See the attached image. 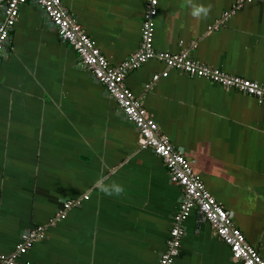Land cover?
Returning a JSON list of instances; mask_svg holds the SVG:
<instances>
[{
    "label": "crops",
    "instance_id": "obj_1",
    "mask_svg": "<svg viewBox=\"0 0 264 264\" xmlns=\"http://www.w3.org/2000/svg\"><path fill=\"white\" fill-rule=\"evenodd\" d=\"M62 1L111 65L140 47L146 0ZM238 1L159 0L154 48L189 51L264 85V0ZM201 7L210 11L195 16ZM125 84L264 258V101L157 58L131 70ZM140 141L38 4H23L0 57V255L16 253L22 234L44 225L45 236L18 261L156 264L182 190ZM68 199L77 203L58 219ZM171 264L242 262L194 209Z\"/></svg>",
    "mask_w": 264,
    "mask_h": 264
},
{
    "label": "built area",
    "instance_id": "obj_2",
    "mask_svg": "<svg viewBox=\"0 0 264 264\" xmlns=\"http://www.w3.org/2000/svg\"><path fill=\"white\" fill-rule=\"evenodd\" d=\"M28 0H0L2 20L0 21V57L11 38L13 28L19 18L20 9ZM44 12L47 20L55 27L60 38L68 42L77 52L82 67L89 70L94 78L102 83L110 96L120 106L126 118L138 129L141 147L151 148L165 163L170 179L182 190V198L173 217L170 231L169 247L163 252L156 264H171L178 255L184 235V222L194 209L208 220L214 231L230 248L232 256L242 264H264V258L247 240L242 230L237 227L230 210L224 207L205 187L200 176L193 170L190 160L179 151L168 137L159 134V125L152 115L143 107L141 101L126 86L125 77L131 71L151 58L164 61L168 67H174L190 75L205 77L226 87L237 88L254 95L260 102L264 101V85L240 75H231L220 69L201 63L189 51L171 53L158 51L153 45L154 17L157 14L159 0L145 1V14L142 24V42L136 52L117 65H111L93 38L82 28L70 14L62 0H34ZM245 0H239L238 6ZM251 1V0H247ZM231 11H226L219 24ZM168 72H162L167 76ZM159 74L154 76L157 80ZM147 84L146 87H149ZM86 198L89 196L86 195ZM76 200L68 199L57 214L58 219L68 215ZM45 236L44 225L22 234L17 252L11 256L0 255L5 264H32L30 261H18L38 240Z\"/></svg>",
    "mask_w": 264,
    "mask_h": 264
},
{
    "label": "clouds",
    "instance_id": "obj_3",
    "mask_svg": "<svg viewBox=\"0 0 264 264\" xmlns=\"http://www.w3.org/2000/svg\"><path fill=\"white\" fill-rule=\"evenodd\" d=\"M210 11V8H205V7H201L199 8L197 11H195L193 14L197 17H199L201 14H203L204 16H206L208 14V12ZM102 191L105 192L108 195H111L112 192L107 188H102ZM122 192V188H115V193L116 194H120Z\"/></svg>",
    "mask_w": 264,
    "mask_h": 264
}]
</instances>
